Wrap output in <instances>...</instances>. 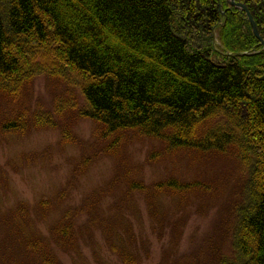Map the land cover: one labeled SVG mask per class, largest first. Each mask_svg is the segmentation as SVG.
Masks as SVG:
<instances>
[{
  "label": "trees",
  "instance_id": "16d2710c",
  "mask_svg": "<svg viewBox=\"0 0 264 264\" xmlns=\"http://www.w3.org/2000/svg\"><path fill=\"white\" fill-rule=\"evenodd\" d=\"M235 2L264 41V0ZM214 41L232 56L215 52ZM42 75L54 87L52 108L31 115L28 87ZM77 118L93 131L78 139L91 154L75 167L76 182L104 156L117 162L114 177L76 207L58 194L0 208V264H63L61 254L86 247L96 254V232L116 264H142L149 245L133 222L140 200L152 234L170 237L159 264H264V51L228 0H0V141L43 128L69 140L64 127ZM137 144L148 146L143 163L163 168L149 183L130 152ZM225 159L246 172L223 208L230 224L181 252L186 208L224 195L216 172ZM181 160L194 177L177 169ZM165 199L180 206L173 219ZM226 230L225 253L218 237Z\"/></svg>",
  "mask_w": 264,
  "mask_h": 264
},
{
  "label": "rangeland",
  "instance_id": "374dc122",
  "mask_svg": "<svg viewBox=\"0 0 264 264\" xmlns=\"http://www.w3.org/2000/svg\"><path fill=\"white\" fill-rule=\"evenodd\" d=\"M213 45H215V52L218 49V53L222 55L223 52L221 53V49L218 48L215 41ZM223 56L230 57L232 55L223 53ZM48 78L47 75L38 76L32 86L28 87L31 96L29 112L31 115H34L37 109L46 112L52 108L54 87ZM64 128L68 134L70 128L72 138L70 137L69 140H66L69 138L67 133L68 137H64V139L56 129L43 128L40 131H31L22 135L10 134L7 137V142L0 141V182L3 181V185L0 186V208L3 211L10 209L19 201H24L31 206H38L46 200L52 201L58 194L68 196V203L66 202L68 207H76L81 204L84 196L91 194L94 187L114 177L116 160L113 157L111 159L104 156L88 168L81 177L77 178L79 180L76 182L75 167L82 158L85 165L88 166L90 161L88 163L86 157L91 154L87 150L84 152L82 147L84 145L78 139L88 141L91 138L93 122L89 119L77 118L76 121ZM147 148L148 146L145 144H137L130 148V152L133 151L135 154L133 160L138 161L135 165L140 167L143 164L142 178L145 183L160 177L159 174H162L163 169L153 167L151 163H143ZM40 154L42 157L39 156ZM186 164L185 160H181L177 164V169H180L186 178L194 177L192 171L189 168L186 169ZM245 173L236 160L231 162L229 159H225L224 162H219L216 172V189L221 190L224 195L211 200L212 202H207L208 206L200 202L198 210L197 204L186 208L183 218L186 226L179 241L181 252L190 253L195 248L203 247L204 243L217 233L216 228H220L222 224H230L231 217L229 213L223 211V208L229 207L235 202L240 175ZM240 183L244 184L241 181ZM163 203L167 213L171 216L170 219H173L174 214L181 210L176 202L165 199ZM138 210H140L139 217L133 219L134 231L136 234L141 233L149 245L148 259L142 264H159L162 255L161 246L169 242L170 237L168 234H163L159 239L158 235L152 234L150 217L141 200L138 203ZM233 222L234 219L231 223ZM39 228L45 232L42 229V224L39 225ZM94 238L96 254L90 247L83 248L78 256L61 254L60 258L63 264H97L96 260L107 264H116L115 258L107 251L101 234L96 232ZM227 239L226 230V233H221L218 237L221 247ZM249 246L250 242L248 241V248ZM224 251L225 253L231 251L230 240L225 242Z\"/></svg>",
  "mask_w": 264,
  "mask_h": 264
},
{
  "label": "water",
  "instance_id": "95a60500",
  "mask_svg": "<svg viewBox=\"0 0 264 264\" xmlns=\"http://www.w3.org/2000/svg\"><path fill=\"white\" fill-rule=\"evenodd\" d=\"M229 2V6L233 9L238 10V12L241 14L242 18L244 17L245 21L248 23L252 34L254 36V38L258 41L260 47L263 49L264 51V41L260 38L257 27L252 19V16L250 15V13L248 12V10L246 9V7L236 4L235 0H228ZM222 7L219 5V12L221 14V16L223 18H225V14L222 12Z\"/></svg>",
  "mask_w": 264,
  "mask_h": 264
}]
</instances>
